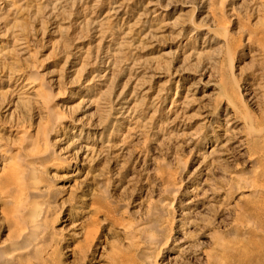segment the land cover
Here are the masks:
<instances>
[{
	"label": "rangeland",
	"instance_id": "obj_1",
	"mask_svg": "<svg viewBox=\"0 0 264 264\" xmlns=\"http://www.w3.org/2000/svg\"><path fill=\"white\" fill-rule=\"evenodd\" d=\"M12 169L44 264H264V0H0Z\"/></svg>",
	"mask_w": 264,
	"mask_h": 264
},
{
	"label": "bare ground",
	"instance_id": "obj_2",
	"mask_svg": "<svg viewBox=\"0 0 264 264\" xmlns=\"http://www.w3.org/2000/svg\"><path fill=\"white\" fill-rule=\"evenodd\" d=\"M2 177L0 181L4 184L3 190L11 199L12 208H16L14 209L16 213L12 210L11 221L15 227L20 229L21 233L16 235L17 237L8 251H0V264H26L27 261L24 258L28 255L33 257L34 262L44 264L43 253L49 246L47 245V238L50 235H48L49 230L45 216L47 210L42 203L43 200L37 203L35 211L29 215V208L23 207L22 185L24 184L23 181H20L18 171L12 169L5 172ZM44 197L45 195L42 194L38 200ZM25 211L27 213L24 214Z\"/></svg>",
	"mask_w": 264,
	"mask_h": 264
}]
</instances>
